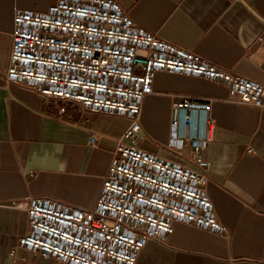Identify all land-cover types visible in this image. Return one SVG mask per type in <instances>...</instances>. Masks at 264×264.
<instances>
[{
	"label": "crops",
	"instance_id": "1",
	"mask_svg": "<svg viewBox=\"0 0 264 264\" xmlns=\"http://www.w3.org/2000/svg\"><path fill=\"white\" fill-rule=\"evenodd\" d=\"M55 0H0V264H66L18 245L27 215L13 204L51 197L92 208L126 117L93 113L70 102L47 100L23 85L6 84L15 10L45 12ZM135 24L247 79L264 82V0H117ZM141 106L142 133L158 144L138 147L174 163L188 161L166 144L173 104L184 96L210 100L214 127L200 151L207 165L205 191L226 232L172 221L162 242L148 241L136 264H264V111L227 101L217 81L159 71ZM91 132L99 144H88Z\"/></svg>",
	"mask_w": 264,
	"mask_h": 264
},
{
	"label": "built area",
	"instance_id": "2",
	"mask_svg": "<svg viewBox=\"0 0 264 264\" xmlns=\"http://www.w3.org/2000/svg\"><path fill=\"white\" fill-rule=\"evenodd\" d=\"M159 71L217 81L227 87V101L264 111V82L148 33L117 0H55L45 12L14 11L6 84L129 121L92 208L32 196L13 204L27 215L19 246L66 264H136L148 241L172 232V221L226 232L205 191L207 165L200 158L214 127L210 100L176 101L169 140L159 144L182 156L184 143H193L185 158L204 172L138 147L145 140L158 144L142 133L141 106ZM88 144L97 146L99 135L91 132Z\"/></svg>",
	"mask_w": 264,
	"mask_h": 264
}]
</instances>
